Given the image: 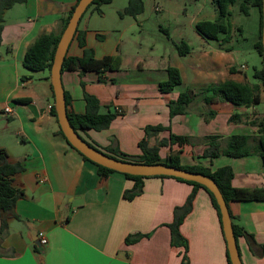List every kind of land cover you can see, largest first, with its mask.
Masks as SVG:
<instances>
[{"label": "crops", "instance_id": "0c3cea01", "mask_svg": "<svg viewBox=\"0 0 264 264\" xmlns=\"http://www.w3.org/2000/svg\"><path fill=\"white\" fill-rule=\"evenodd\" d=\"M177 1L154 0L153 8L165 13L175 12L172 5L186 9ZM191 1L198 10L190 13L184 23L192 32L173 39L172 49L166 44L151 55L122 43L124 29L116 20L129 0H111L100 4L99 9L96 5L88 8L67 54H84L78 34L85 33L86 46L97 57L120 54L123 64L121 69L103 72L82 73L81 67L63 70L62 79L69 94L68 111L85 112V92L95 94L100 99L101 111L109 108L117 111L118 107L121 111L106 128L81 129L91 142L100 146L118 145L127 153L140 154V141L144 137L149 146H154L163 138L169 139L171 131L187 134L192 136V143L160 145L161 158L166 159L173 150H181L184 164L199 163L212 169L230 164L235 172L232 180L235 186H264V164L259 153L242 157L222 153L213 160L203 155L209 145L206 136L210 134L221 135L218 138L221 147L236 132L251 134L252 145L258 144L259 122L264 119V85L254 73H248V64L236 62L237 55L229 44L231 38L224 40L225 35L221 34L219 39H211L198 32L199 20H214L218 16L213 0ZM76 2L26 0L15 3L4 13L0 46V147L7 149L11 161L23 165L14 174V184L25 194L16 201L19 216H10L3 229L0 214V264H182L183 246L172 243L168 223L174 218V208L186 202L194 184L173 176L148 175L142 179V190L127 198L125 191L132 189L136 180L118 170L101 175L98 165L85 159L67 141L51 111L55 97L50 72L31 70L23 63L28 47L41 33L62 29L63 18ZM113 2L118 3L114 9L116 17L112 15L113 22L108 24L105 20L113 12L108 4ZM250 7L255 21L251 32L255 45L260 35L261 13L253 2ZM145 10L129 16L138 18ZM181 40L192 47L186 55L180 54L176 46ZM254 59L255 67H263L259 52ZM169 65L180 68L183 80L173 90L163 92L160 82L168 78ZM229 78L259 84L260 101L241 105L217 96L208 102L204 87ZM187 88L198 91L197 96L184 113L171 118L170 100ZM6 107L12 110L6 111ZM234 113L239 116L231 120ZM159 123L171 124V130L146 133L147 125ZM229 208L233 220L264 245V199L231 200ZM39 230L46 232L47 244L38 242ZM181 231L189 242L188 264H229L218 211L205 188L197 189ZM134 233L149 235L127 242L126 237ZM238 244L244 264H264V255L258 256L251 250L245 235L239 237Z\"/></svg>", "mask_w": 264, "mask_h": 264}, {"label": "trees", "instance_id": "16d2710c", "mask_svg": "<svg viewBox=\"0 0 264 264\" xmlns=\"http://www.w3.org/2000/svg\"><path fill=\"white\" fill-rule=\"evenodd\" d=\"M26 0H0V46L2 44V32L4 28V13L5 10L11 6H13L17 2H23ZM111 0H94L88 8L92 5H96L99 9V5L104 2H109ZM238 0H213L216 5L218 16L216 19H201L196 23V28L199 33L203 36L211 39H219L221 34H224V40H229L231 38V23L229 21L230 16L232 14L231 6L235 4ZM78 2V0H77ZM76 2V3H77ZM253 2L256 4L261 13L260 19V35L258 41L255 43V47L258 52L261 54L264 63V49L262 43V4L263 0H241L240 6L241 9L245 12L248 11V4ZM75 3V4H76ZM74 6L68 11L67 15L63 18V26L59 32H43L41 33L28 47L24 58L23 63L26 67L31 70H42L47 69L49 72L51 70V66L53 63L56 47L60 36L67 25L69 17L72 14ZM86 9V11L88 10ZM144 0H129L128 5L120 11V14L129 13L134 16H137L144 10ZM85 11V12H86ZM84 12V13H85ZM84 15V14H83ZM79 30V27H78ZM78 38L80 44L84 46V54L82 56L69 55L65 57L63 70L65 69H77L81 67V72L83 73L86 70H94L98 72H103L106 70H114L121 69L123 64V57L120 54H108L103 57H97L94 50L86 46V37L85 33H79ZM176 46L182 55H186L191 51V45L185 41L181 40L176 43ZM233 69V67H231ZM168 78L160 82V88L163 92H169L182 83V74L179 67L175 65H169L168 68ZM254 75L260 78L264 85V65L261 68L255 67ZM102 79L103 76L100 75ZM260 85L256 83L242 82L236 79L229 78L222 82L218 83H210L206 87H204L205 99L210 102L214 99H217V96H220L223 99L232 101L236 104L243 105H251L253 103H257L260 101ZM66 91V90H65ZM198 91L193 88H187L181 91L176 99L170 100V110H171V118L175 117L178 114H182L186 111L187 106L190 102H192L197 96ZM67 103L69 101V94L66 91ZM85 98L87 101L86 111L83 113H72L69 112V117L72 125L76 129H103L108 127L115 116L119 113L117 110H112L109 108L107 111H101V103L100 99L92 93L85 92ZM25 99V98H21ZM52 114L57 118V112L55 105H52ZM239 116V113H234L230 116V119L233 120L235 117ZM209 115L206 117L208 118ZM261 133L258 135V144L253 146L251 143V138L253 137L251 134L244 132H236L232 133L227 137L226 146L221 147L218 138L221 136L219 134H210L207 135L206 138L209 140V145L205 148L203 155L208 156L211 160L220 154H227L233 157H242L244 155L257 152L261 155L263 164H264V119L260 122ZM163 129H170L171 124H163L159 123L156 125H147L146 133L150 134L153 131H159ZM59 132L67 139L64 131L61 126ZM192 136L187 134H178L171 131L169 139L163 138L161 141L154 145L149 146L147 138L144 137L140 141V146L142 148V153L140 154H131L127 153L120 149L118 145H105L100 146L95 143V145L99 146L109 154L113 156H117L124 159L137 160V161H145V162H155V161H165L168 164L181 166L185 168H189L194 171H200L208 174L213 177L220 189L222 190L225 199L228 204L231 200H246V199H264V186L260 187H239L233 184L234 177V169L230 164L220 166L216 169H212L209 166L195 163V164H184L181 161V150H173L166 157V159H162L160 156V145L166 144L168 142L178 143L179 145H184L186 143H192ZM69 142V140L67 139ZM70 143V142H69ZM71 144V143H70ZM72 145V144H71ZM73 146V145H72ZM74 147V146H73ZM76 148V147H74ZM77 149V148H76ZM85 159L91 160L92 162L98 165V169L101 175H107L111 171H116L113 168L107 167L103 164H99L96 161H93L88 156L83 154L79 149H77ZM23 168V165L20 162H13L8 157V151L4 147H0V214L2 215V226L1 228H5L8 225V218L12 215L19 216L15 210L16 201L19 197L23 196L24 190L14 184V174L20 171ZM127 176H130L136 180V183L132 189L125 191V196L127 198H133L136 194H138L143 188V177L146 175L141 174H132L124 172ZM161 176H173L181 180L188 181L194 184V189L188 196L186 202L183 205H177L174 208V218L168 225L171 228L172 235V243L174 245L183 246V259L182 264H188V249L189 242L188 238L181 231V224L184 221L185 216L190 212L193 207V201L199 187L205 188L212 199L214 206L218 211V215L220 218V223L222 226V231L225 236V232L223 229V221L222 214L218 204V201L214 195V193L204 184L191 180L185 179L183 177L174 176V175H166V174H157ZM234 230L239 240L241 235H245L250 243L251 250L258 256L264 255V245L259 244L254 235L248 232L244 226L236 223L233 220ZM144 235H149V233H134L130 234L126 237L127 242H134L140 239ZM36 249L39 250V246L36 244ZM240 249V247H239ZM227 257L229 264H232L229 249L227 246Z\"/></svg>", "mask_w": 264, "mask_h": 264}, {"label": "water", "instance_id": "95a60500", "mask_svg": "<svg viewBox=\"0 0 264 264\" xmlns=\"http://www.w3.org/2000/svg\"><path fill=\"white\" fill-rule=\"evenodd\" d=\"M93 1L94 0H78L75 4L67 25L65 26L58 41L50 70V79L54 91V105L57 112V118L67 139L74 147L79 149L93 161L115 170L146 176L157 174L174 175L185 179L195 180L207 186L214 193L221 210L223 229L227 239L231 262L232 264H244L235 234L233 217L229 204L225 199L217 181L213 177L200 171H194L189 168L168 164L165 161L145 162L113 156L99 146L93 144L84 135H82L81 129H76L72 125L68 113L66 91L62 79L63 65L69 46L78 31L80 20L88 6ZM262 21V43L264 49V0L262 4ZM38 242L40 243L39 240Z\"/></svg>", "mask_w": 264, "mask_h": 264}, {"label": "rangeland", "instance_id": "374dc122", "mask_svg": "<svg viewBox=\"0 0 264 264\" xmlns=\"http://www.w3.org/2000/svg\"><path fill=\"white\" fill-rule=\"evenodd\" d=\"M177 3L181 8L186 7L184 9L187 15L183 13L184 9H180L172 4L175 12L168 11L165 13V11H156L153 8L154 0H144L145 14H141L138 18L129 16L131 15L129 13H123L122 15L118 12L117 15L120 17H126L125 20H121L118 16L116 20L122 23L121 28L124 29L123 45L129 46L131 49H140L141 52L149 55L160 52L166 44H169L168 47L172 49L173 39L177 40L182 33L189 34L192 32L184 21L189 20L190 13L193 15L198 10H196L195 3L191 0H179ZM117 4V2L108 4V7L113 11L108 16V19L105 20L108 24L113 22L111 16L114 15V9ZM199 5L201 3L197 6ZM248 5L249 11L247 12L241 9L239 2L232 6V14L229 19L232 28L229 44L232 45L237 55L236 62L238 64H248V73L253 75L256 64L254 57L258 55V51L255 48L251 35V32L254 30V15L250 11L251 3ZM252 7L258 9L256 6L252 5ZM238 26L244 29H240Z\"/></svg>", "mask_w": 264, "mask_h": 264}, {"label": "built area", "instance_id": "2783aa9c", "mask_svg": "<svg viewBox=\"0 0 264 264\" xmlns=\"http://www.w3.org/2000/svg\"><path fill=\"white\" fill-rule=\"evenodd\" d=\"M242 66H245L244 64ZM12 108L10 107H6V111H11ZM118 111L120 112L121 109L118 107ZM38 237H39V241L41 244H47L48 243V237L47 234L44 230H39L38 231Z\"/></svg>", "mask_w": 264, "mask_h": 264}]
</instances>
